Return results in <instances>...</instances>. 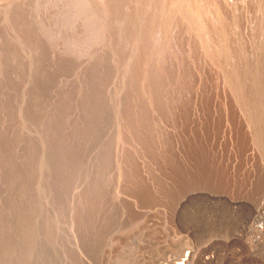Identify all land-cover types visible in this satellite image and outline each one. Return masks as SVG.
Listing matches in <instances>:
<instances>
[{
	"label": "rangeland",
	"instance_id": "obj_1",
	"mask_svg": "<svg viewBox=\"0 0 264 264\" xmlns=\"http://www.w3.org/2000/svg\"><path fill=\"white\" fill-rule=\"evenodd\" d=\"M176 260L264 264V0H0V264Z\"/></svg>",
	"mask_w": 264,
	"mask_h": 264
},
{
	"label": "built area",
	"instance_id": "obj_2",
	"mask_svg": "<svg viewBox=\"0 0 264 264\" xmlns=\"http://www.w3.org/2000/svg\"><path fill=\"white\" fill-rule=\"evenodd\" d=\"M205 259L206 260H208L209 262H212L213 260V256H212V254L211 253H208V255L205 257ZM213 263V262H212ZM208 264H210V263H208Z\"/></svg>",
	"mask_w": 264,
	"mask_h": 264
},
{
	"label": "bare ground",
	"instance_id": "obj_3",
	"mask_svg": "<svg viewBox=\"0 0 264 264\" xmlns=\"http://www.w3.org/2000/svg\"><path fill=\"white\" fill-rule=\"evenodd\" d=\"M114 199H115V198H114ZM116 200H117V199H116ZM114 202H115V201H114ZM117 202H118V201H117ZM116 204H117V203H116ZM113 205H114V204H113ZM180 250H181V249H180ZM206 256H207V255L204 256V259H205ZM177 258H178V256L175 257L174 259H177ZM179 258H180V257H179ZM187 258H188V257H187ZM174 259H173V260H174ZM182 259H183V258H182ZM170 261H171V259H170ZM176 262H177V260H176ZM168 263H169V262H168ZM169 264H174V263H171V262H170ZM177 264H182V263L177 262Z\"/></svg>",
	"mask_w": 264,
	"mask_h": 264
}]
</instances>
